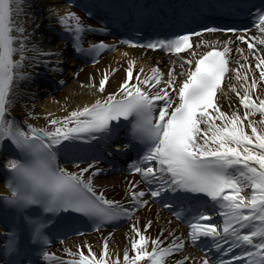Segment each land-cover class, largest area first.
I'll use <instances>...</instances> for the list:
<instances>
[{
	"label": "snow or ice",
	"instance_id": "obj_1",
	"mask_svg": "<svg viewBox=\"0 0 264 264\" xmlns=\"http://www.w3.org/2000/svg\"><path fill=\"white\" fill-rule=\"evenodd\" d=\"M23 3L24 0H0V141L10 140L22 153V158L10 159L4 165L11 195L3 199L19 208L40 205L46 212L73 211L96 222L128 216L129 209L119 201L107 199L102 192L98 194L92 177L85 178L84 174L93 168V164L78 172L68 171L57 162V148L64 141L96 139L97 134L111 131L112 122L134 117L133 134L146 150L130 168L139 173L146 184L155 185L151 187V197L171 192L179 199H187L190 195L209 198L222 209L219 213L223 217L222 231L211 222L212 216L207 210L202 207L198 211L192 209L193 214L188 218L190 239L196 242L202 237H210L218 252L241 250L239 255H232L231 260L221 259L218 264H233V261L264 264V98L255 95L258 86L255 77L247 83L251 66L243 76L239 68L233 70L237 80L245 81L243 95L234 85L230 86L244 109L243 115L238 110L231 114L222 111L216 99L229 71L226 57L231 49L225 46L223 50L213 47L194 61L185 60L181 67L187 64L189 68L179 74L186 78L178 89L173 78L174 69L169 71L166 86L157 88L162 78L159 69H153L150 76L140 80L138 75L134 77L135 61H131L126 70L127 79L118 92L74 110L66 117L50 119L51 128L28 124L25 130L14 119L8 118L15 82L24 75L19 69L28 51L26 29L14 19L21 14ZM58 20L71 34L77 50L83 51L80 45L87 29L81 18L68 12ZM255 27L260 36L251 37L250 50L256 48L257 43L264 45V11L257 13ZM191 35L200 34L180 35L167 41L148 43L145 47L178 54L193 49ZM238 39L244 41L245 36L240 35ZM106 47L111 46L92 44L88 50L98 53ZM17 55L19 58L14 59ZM191 55L195 57L197 53L193 50ZM256 59L259 80L264 81V54L257 55ZM133 79L137 83L129 84ZM107 80L105 75L99 81V91L105 90ZM256 114H259V120L251 118ZM99 171L96 169L93 175ZM130 196L137 204L148 203L141 199L145 196L143 190H132ZM180 215L177 213L178 218ZM34 223L36 233H40L43 224ZM148 227L150 222L145 230ZM133 228L139 237L131 242L135 254L130 256L126 249L123 264L144 261L166 264L167 257L184 247L183 242L173 241L164 246L159 238L149 241L139 228ZM7 238L11 244L14 233H8ZM221 241L228 245L226 249ZM149 242L151 251L147 249ZM78 255L79 259L64 261V264H110L107 242L99 257L90 247L88 255L83 251ZM44 257L56 259L55 254L48 252ZM120 259L116 256L111 264H120ZM177 264H183V261H177ZM202 264H209V258L205 257Z\"/></svg>",
	"mask_w": 264,
	"mask_h": 264
},
{
	"label": "bare ground",
	"instance_id": "obj_2",
	"mask_svg": "<svg viewBox=\"0 0 264 264\" xmlns=\"http://www.w3.org/2000/svg\"><path fill=\"white\" fill-rule=\"evenodd\" d=\"M68 12H74L81 18V21L90 23L80 10L69 7L60 0H24L21 14L18 18L14 17L26 29L28 51L25 53L23 66L19 69L24 75L15 82L8 118L14 119L25 130H27L28 124L36 128H51L49 124L50 119L66 117L74 110L83 108L85 105H91L97 99H103L111 93L118 92L120 85L127 79L126 70L131 61H135L133 68L134 77L138 75L140 80H143L146 76H150L153 69H159L162 78L157 88L166 86V81L169 79V71L174 69L173 78L178 89L180 83L186 78L179 74L186 72L189 68L187 64L181 67L183 62L188 59L194 61L205 51L213 47L223 50L225 46H228L231 49V52L227 54L229 59H232L230 70L227 74L228 77L224 78L222 91L217 93L216 98L221 110L229 114L232 111L238 110L243 115L244 109L239 103V98L235 92L230 90V86L234 85L241 95L244 93L245 81L237 80V73L233 71L238 68L240 69V75L243 76L248 66H251V70L247 72L249 78L247 83L250 84L251 79L255 77L258 82L255 95L264 98V81L259 80L260 70L255 67L258 63L256 56L264 54V45L257 43L256 48L250 50L245 44L231 42L224 35L218 37L217 35H209L195 38L192 41L193 49L184 52L182 55L166 57L164 54H159L158 52L132 46L123 47L116 45L115 47L117 48L113 52L99 50L94 61L87 58L84 59L85 64L87 62L92 63L87 65L79 64L73 60L71 61L66 56L67 43L64 40H60L56 35V33L58 34L65 30L59 23L58 17ZM253 36L259 37L260 33L254 32ZM98 41L109 43L111 39L105 34H83L80 46L84 48ZM249 41L253 42L251 39ZM238 49L242 51H237ZM193 50L197 53L195 57L191 55ZM59 51L62 52V56H60ZM244 57H247V59H244ZM18 58V55L14 56V59ZM241 65H244V68H240ZM64 67H66L65 71ZM141 69L143 70L142 72ZM41 73L55 80L52 81L56 82L60 87L59 92L50 93L45 88L35 90L31 86L32 77L36 78ZM105 75L108 76V80L105 84V90L101 92L99 91V81ZM135 83H137L135 79L129 81V84ZM156 90L152 89V91ZM169 92L172 94L171 89H169ZM156 115L158 116V112ZM251 118L259 120L260 116L256 114ZM100 136L102 134H97V137ZM88 140L85 138L76 140L77 143L73 142L75 140L69 142L74 145V148H72L75 154H78L80 150L85 153L84 150ZM63 148L62 146L59 147L61 150ZM7 151V140L0 141L1 162V158L9 159L10 156L7 154ZM59 151L57 148V152ZM57 162L61 167L74 172H78L79 169L86 168L89 165L82 158L70 162L73 163L72 165H65L66 162L57 156ZM4 165L0 169L7 170ZM96 169L100 168L93 166L88 173L84 174L85 178L91 176L97 193L102 192L107 199L119 202L122 200L126 201L128 199L127 196H130L128 195L129 191H139V187L137 188L139 182L138 180L135 182V177H132V179L130 175L122 177V174H106L105 169L104 173H101L100 170L93 175ZM7 182L0 181V192H11L7 186ZM133 185L135 186L134 188ZM120 203L125 204L123 202ZM154 208L153 206L145 207L142 212L139 211L137 215L131 218L132 225L130 223V226L124 227L118 232L101 230L71 238L64 242L61 248L59 247V250L54 253L56 254V259H52L53 264H64L68 255L79 259V251H83L85 255H88L89 247L99 257L104 251L105 242L108 245L110 264L116 256L121 258L120 264H123V253L126 249L130 256L135 254L131 248V242L133 239H138L139 237L134 231L133 226L139 228L142 234L149 238V241L159 238L164 242V246L171 244L172 240L180 235L181 230L177 226L178 223L169 219L168 215L163 216L161 212L157 214L158 212ZM149 222L150 227L145 230V226L149 225ZM2 231L3 228L0 227V238L3 233ZM183 240H186L185 236ZM178 242L176 241V243ZM147 249L148 251L152 249L150 242L147 245ZM183 253H173L172 256L166 258V264H177V261H183V264H202V256L195 254L194 250L186 247ZM185 257L188 259L185 260ZM141 264H148V262L144 261Z\"/></svg>",
	"mask_w": 264,
	"mask_h": 264
},
{
	"label": "rangeland",
	"instance_id": "obj_3",
	"mask_svg": "<svg viewBox=\"0 0 264 264\" xmlns=\"http://www.w3.org/2000/svg\"><path fill=\"white\" fill-rule=\"evenodd\" d=\"M157 214H159V213H157ZM164 216V215H163ZM179 239V238H178Z\"/></svg>",
	"mask_w": 264,
	"mask_h": 264
}]
</instances>
